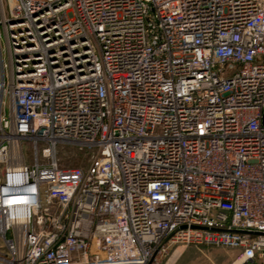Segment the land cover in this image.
Returning a JSON list of instances; mask_svg holds the SVG:
<instances>
[{
	"label": "built area",
	"instance_id": "built-area-1",
	"mask_svg": "<svg viewBox=\"0 0 264 264\" xmlns=\"http://www.w3.org/2000/svg\"><path fill=\"white\" fill-rule=\"evenodd\" d=\"M0 73V264H264V0H0Z\"/></svg>",
	"mask_w": 264,
	"mask_h": 264
},
{
	"label": "rangeland",
	"instance_id": "rangeland-1",
	"mask_svg": "<svg viewBox=\"0 0 264 264\" xmlns=\"http://www.w3.org/2000/svg\"><path fill=\"white\" fill-rule=\"evenodd\" d=\"M23 143L25 154L29 153L30 143ZM41 148V145H39ZM57 161L59 165L86 167L89 162V153L74 146H58ZM235 257L234 251L214 246H186L174 264H227Z\"/></svg>",
	"mask_w": 264,
	"mask_h": 264
},
{
	"label": "bare ground",
	"instance_id": "bare-ground-1",
	"mask_svg": "<svg viewBox=\"0 0 264 264\" xmlns=\"http://www.w3.org/2000/svg\"><path fill=\"white\" fill-rule=\"evenodd\" d=\"M182 249H183V248H182L181 246L177 247V248L173 251V253H172V255H171L169 261L167 262V264H171V263L177 258L178 254L181 252Z\"/></svg>",
	"mask_w": 264,
	"mask_h": 264
},
{
	"label": "crops",
	"instance_id": "crops-1",
	"mask_svg": "<svg viewBox=\"0 0 264 264\" xmlns=\"http://www.w3.org/2000/svg\"><path fill=\"white\" fill-rule=\"evenodd\" d=\"M183 249H184V248H183ZM183 249H182V250H183ZM182 250H181V251H182ZM180 253H181V252H180ZM180 253H179V254H180ZM179 254H178V256H179ZM178 256H177V257H178ZM176 259H177V258H176ZM233 259H234V258H233ZM233 259H232L229 263H227V264H231V262L233 261ZM175 261H176V260H175ZM175 261L173 262V264L175 263Z\"/></svg>",
	"mask_w": 264,
	"mask_h": 264
},
{
	"label": "water",
	"instance_id": "water-1",
	"mask_svg": "<svg viewBox=\"0 0 264 264\" xmlns=\"http://www.w3.org/2000/svg\"><path fill=\"white\" fill-rule=\"evenodd\" d=\"M0 78H1V73H0Z\"/></svg>",
	"mask_w": 264,
	"mask_h": 264
}]
</instances>
